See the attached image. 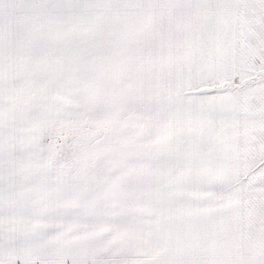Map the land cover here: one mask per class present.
Segmentation results:
<instances>
[{"label": "snow or ice", "instance_id": "1", "mask_svg": "<svg viewBox=\"0 0 264 264\" xmlns=\"http://www.w3.org/2000/svg\"><path fill=\"white\" fill-rule=\"evenodd\" d=\"M0 264H264V0H0Z\"/></svg>", "mask_w": 264, "mask_h": 264}]
</instances>
